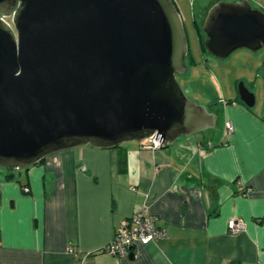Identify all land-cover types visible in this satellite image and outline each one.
<instances>
[{"label": "water", "instance_id": "95a60500", "mask_svg": "<svg viewBox=\"0 0 264 264\" xmlns=\"http://www.w3.org/2000/svg\"><path fill=\"white\" fill-rule=\"evenodd\" d=\"M202 31L219 59L264 50V11L216 1ZM188 50L174 0H0V166L151 136L168 146L214 129L216 114L177 80ZM237 90L256 105L243 81Z\"/></svg>", "mask_w": 264, "mask_h": 264}, {"label": "crops", "instance_id": "0c3cea01", "mask_svg": "<svg viewBox=\"0 0 264 264\" xmlns=\"http://www.w3.org/2000/svg\"><path fill=\"white\" fill-rule=\"evenodd\" d=\"M216 1L201 6L202 22ZM198 84L210 105L213 89ZM216 102L208 136L157 149L146 138L81 145L27 168L0 166V264H264V98L259 108ZM142 207L166 234L133 257L103 251ZM232 218L242 231L228 229Z\"/></svg>", "mask_w": 264, "mask_h": 264}, {"label": "rangeland", "instance_id": "374dc122", "mask_svg": "<svg viewBox=\"0 0 264 264\" xmlns=\"http://www.w3.org/2000/svg\"><path fill=\"white\" fill-rule=\"evenodd\" d=\"M174 1L184 23L189 55L193 59L192 63L189 62V58H187L188 61L186 60L188 72L177 76V80L180 82L187 97L198 103H203L206 93L198 87V82H202L213 89L215 101L217 98H221L240 102L237 86L240 81H243L250 90L255 92L257 101L255 107L259 108L264 98V50L260 49L254 52L247 48H241L235 50L228 58L223 59L210 55L207 51H203L201 45L200 34L197 29L198 26L202 28L203 22L202 16H198V12L203 9L204 4H209L215 0ZM225 1L232 2L234 0ZM256 1L259 3L261 1L264 5V0L250 1L254 8L258 7L264 11V8L257 6ZM6 19L11 22V18ZM210 90V88L206 90L208 94ZM207 107L210 108L209 105ZM212 130L207 129L197 135L208 136L212 133Z\"/></svg>", "mask_w": 264, "mask_h": 264}, {"label": "built area", "instance_id": "2783aa9c", "mask_svg": "<svg viewBox=\"0 0 264 264\" xmlns=\"http://www.w3.org/2000/svg\"><path fill=\"white\" fill-rule=\"evenodd\" d=\"M225 125L227 132H231L234 128L231 121H226ZM154 137L146 138L147 143L143 147L157 149L164 146L158 138ZM240 191L247 195L251 192V188L240 185ZM120 222L116 227L115 237L103 249L111 255L127 256L138 244L149 245L166 234L165 227L159 224L157 217L143 207L138 208L135 213ZM243 228L242 219L232 218L228 222V229L232 232L242 231Z\"/></svg>", "mask_w": 264, "mask_h": 264}, {"label": "trees", "instance_id": "16d2710c", "mask_svg": "<svg viewBox=\"0 0 264 264\" xmlns=\"http://www.w3.org/2000/svg\"><path fill=\"white\" fill-rule=\"evenodd\" d=\"M198 33L200 34V39H201V45H202V48H203V51H207L206 50V47H205V45H204V39H205V37H206V34L205 33H203V31H202V28H201V26H198ZM187 58H189V62H193V59H192V57H190V55H189V50H188V53H187V56H186ZM188 61V60H187ZM215 95V94H214ZM216 102V101H215ZM241 102V101H240ZM243 103V102H242ZM43 160V159H42ZM41 160V161H42Z\"/></svg>", "mask_w": 264, "mask_h": 264}, {"label": "flooded vegetation", "instance_id": "af4514ba", "mask_svg": "<svg viewBox=\"0 0 264 264\" xmlns=\"http://www.w3.org/2000/svg\"><path fill=\"white\" fill-rule=\"evenodd\" d=\"M186 33V32H185ZM214 92L213 91H209V95H210V97H211V104L209 105L210 106V108H208L210 111L212 110L213 111V109H214V105H216L217 103L215 102V98H214V94H213Z\"/></svg>", "mask_w": 264, "mask_h": 264}]
</instances>
